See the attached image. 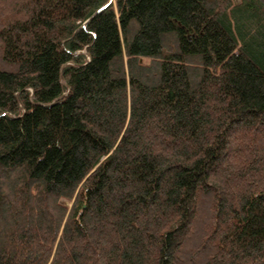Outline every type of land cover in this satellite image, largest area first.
I'll return each instance as SVG.
<instances>
[{"label":"trees","instance_id":"obj_1","mask_svg":"<svg viewBox=\"0 0 264 264\" xmlns=\"http://www.w3.org/2000/svg\"><path fill=\"white\" fill-rule=\"evenodd\" d=\"M0 264H264V0H0Z\"/></svg>","mask_w":264,"mask_h":264},{"label":"rangeland","instance_id":"obj_2","mask_svg":"<svg viewBox=\"0 0 264 264\" xmlns=\"http://www.w3.org/2000/svg\"><path fill=\"white\" fill-rule=\"evenodd\" d=\"M67 203H68V204H70V202H69V201H67Z\"/></svg>","mask_w":264,"mask_h":264}]
</instances>
